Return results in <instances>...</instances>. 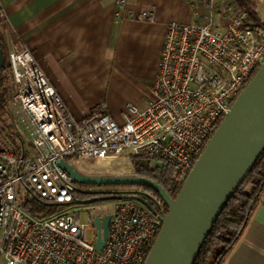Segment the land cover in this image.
Masks as SVG:
<instances>
[{
    "label": "built area",
    "instance_id": "built-area-1",
    "mask_svg": "<svg viewBox=\"0 0 264 264\" xmlns=\"http://www.w3.org/2000/svg\"><path fill=\"white\" fill-rule=\"evenodd\" d=\"M206 4L211 13L205 20L167 25L152 95L145 106L128 103L122 122L104 102L76 118L27 46L18 40L6 51L16 87L10 105L21 149L0 137L4 264H144L167 212L162 198L155 196V213L133 199L115 200L105 246L98 250L95 218L108 213L90 215L85 225L80 213L66 210L79 199L77 183L58 162L64 159L87 175H134L132 155L141 154L162 161L172 169L173 180L184 183L264 62V21L252 20L235 0ZM191 11L199 15L195 8ZM134 17L155 22L156 10L143 8ZM127 150L133 154H125ZM113 157L128 158L131 170L97 172L81 166ZM28 193L64 209L34 216L21 205Z\"/></svg>",
    "mask_w": 264,
    "mask_h": 264
},
{
    "label": "crops",
    "instance_id": "crops-1",
    "mask_svg": "<svg viewBox=\"0 0 264 264\" xmlns=\"http://www.w3.org/2000/svg\"><path fill=\"white\" fill-rule=\"evenodd\" d=\"M206 2L0 0V38L4 53L18 40L32 51L76 118L104 102L122 122L128 103L145 106L152 95L167 25L205 20L211 13ZM149 7L155 22L134 17ZM225 264H264V191Z\"/></svg>",
    "mask_w": 264,
    "mask_h": 264
},
{
    "label": "water",
    "instance_id": "water-1",
    "mask_svg": "<svg viewBox=\"0 0 264 264\" xmlns=\"http://www.w3.org/2000/svg\"><path fill=\"white\" fill-rule=\"evenodd\" d=\"M5 53L0 38V72ZM264 151V62L241 91L229 112L196 160L175 198L156 181L139 175H87L61 159L73 182L89 186H139L162 198L167 212L144 264H194L228 200L245 181ZM85 199L75 204L133 199L156 210L149 194L140 189H78ZM154 201V198L152 199ZM111 214L95 218L96 247L102 250L108 237Z\"/></svg>",
    "mask_w": 264,
    "mask_h": 264
},
{
    "label": "trees",
    "instance_id": "trees-1",
    "mask_svg": "<svg viewBox=\"0 0 264 264\" xmlns=\"http://www.w3.org/2000/svg\"><path fill=\"white\" fill-rule=\"evenodd\" d=\"M250 13L252 20L262 22L258 0H235ZM256 72H254L253 76ZM252 76V77H253ZM15 82L10 67L4 63L0 72V134L3 140L10 142L20 151L21 144L17 139L13 114L9 100L15 92ZM11 122L8 123L7 119ZM127 166L123 172H128L132 164L124 158ZM135 174L150 178L163 186L171 197L175 198L182 184L172 178V169L164 164L153 165L151 160L141 154H133ZM264 191V151L258 158L245 181L228 200L224 209L209 232L194 264H225L236 244L252 221L254 211L262 200ZM22 207L34 216L44 218L64 209L63 205L48 203L34 194H27L21 200ZM167 211V208H166Z\"/></svg>",
    "mask_w": 264,
    "mask_h": 264
},
{
    "label": "rangeland",
    "instance_id": "rangeland-1",
    "mask_svg": "<svg viewBox=\"0 0 264 264\" xmlns=\"http://www.w3.org/2000/svg\"><path fill=\"white\" fill-rule=\"evenodd\" d=\"M258 3H259V10L261 12V18L264 21V0H258ZM10 101L11 100H9V107L11 108ZM7 122L10 123L11 120L8 118ZM0 137L2 138V134H0ZM125 154L132 155L133 152L131 150H127ZM124 158L125 157L107 158L105 160L97 161L91 167H89V165H86V163H83L81 166L85 170L90 169L91 171H97V172L119 173V172H123L124 171L123 168L127 166V162H125ZM151 162L153 165L163 164L162 161L160 160H152ZM88 187L89 185L77 184L78 189L85 190ZM106 187H111V186H106ZM101 188H104V186H101ZM78 196H79V199L87 198V194L85 193H78ZM115 203H116L115 200H110V201L96 202V203H91V204H73L71 206L66 207V210L70 212L80 213V222L82 224L88 225V217L90 215H94V214L102 213V212L108 213V214L112 213L115 207ZM92 234H93L92 229L87 230L88 237H91ZM0 264H4L3 259H0Z\"/></svg>",
    "mask_w": 264,
    "mask_h": 264
},
{
    "label": "flooded vegetation",
    "instance_id": "flooded-vegetation-1",
    "mask_svg": "<svg viewBox=\"0 0 264 264\" xmlns=\"http://www.w3.org/2000/svg\"><path fill=\"white\" fill-rule=\"evenodd\" d=\"M134 175H136V174L134 173ZM86 189H92V190L140 189V190H143V191H145V192H148L149 194H153L151 189L143 188V187H139V186H111V187H106V186H104V188H101V186H98V187H96V186H89V187L86 188ZM86 189H85V190H86ZM155 196H157V194H153L152 199H153V198L155 199ZM77 197L79 198L78 193H77ZM87 197H91V196L89 195V196H87ZM147 199H148L149 202L153 203V200H152L151 198L148 197Z\"/></svg>",
    "mask_w": 264,
    "mask_h": 264
}]
</instances>
